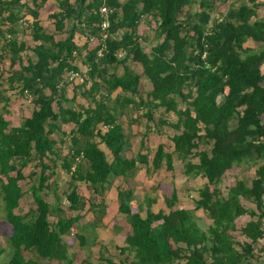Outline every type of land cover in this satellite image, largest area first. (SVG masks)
<instances>
[{
    "label": "trees",
    "instance_id": "1",
    "mask_svg": "<svg viewBox=\"0 0 264 264\" xmlns=\"http://www.w3.org/2000/svg\"><path fill=\"white\" fill-rule=\"evenodd\" d=\"M22 1L0 0V21L5 25H0V41L5 42L2 54L11 60L8 83L20 96L32 97L36 107L17 127L0 116V176L6 180L2 194L6 218L13 228L8 264H38L26 260L23 251H35L48 262L72 263L64 236L79 219H58L53 224L50 217L60 207L44 197L59 166L54 158L71 175L65 198L71 210L79 212L84 203L78 183L93 186L96 192L111 177H126L138 163L149 165V155L141 151L133 159L122 155L128 141L120 118L127 113L124 110L131 111V116L134 107L146 110L143 116L148 124L154 122V112L163 108L157 122L178 132L172 141L185 175L208 182L199 192L196 211L203 210L213 223L201 231L189 210L154 213L153 200L143 219L119 193V210L132 229L120 253L133 256V264H264L260 243L264 239V20L258 18L264 0L232 6L212 25L218 0H201V10L186 17L183 10L193 0H53L58 7L49 16L53 31H47L39 20L48 0H33V11ZM102 8L110 11L106 40ZM24 10L34 18L30 27L20 24ZM145 17L153 19L156 32L162 33L160 43L149 54L141 49L137 35ZM21 33L34 41L31 54L20 41ZM77 33L88 43L96 38L99 46L84 51L76 44ZM59 34L65 38L56 40ZM248 42L258 45L257 49L245 47ZM78 58L85 60L88 72L85 77L82 74L73 95L93 100L99 96L95 108L64 106L66 91L60 85L68 73H79ZM130 61L141 65V75L130 67ZM116 66L123 67L121 75L114 72ZM141 76L152 84L146 99L140 97ZM117 90L123 93L118 96L121 104L109 95ZM102 91L106 96L98 95ZM171 112L175 123L166 118ZM67 125H74L68 135L64 133L70 137V155L61 159L52 136ZM102 127L107 130L103 132ZM97 139L112 153V162ZM141 142L143 150L145 143ZM203 146L210 150L198 151ZM192 156L199 158L197 164L192 163ZM80 159L88 166L78 164ZM164 159L171 169L173 154H166L161 144L153 156L155 170ZM33 162L40 167V174H30L36 177L29 192L37 209L21 216L16 213L24 197L20 182L25 180L24 169ZM234 168L253 171V178L250 185L245 179L238 181L225 200L217 185ZM172 198L177 199L175 191ZM235 233L241 239L236 240ZM181 252L185 254L181 256Z\"/></svg>",
    "mask_w": 264,
    "mask_h": 264
},
{
    "label": "rangeland",
    "instance_id": "2",
    "mask_svg": "<svg viewBox=\"0 0 264 264\" xmlns=\"http://www.w3.org/2000/svg\"><path fill=\"white\" fill-rule=\"evenodd\" d=\"M28 3V5L32 6L33 0H23ZM127 0H120V2L124 3ZM194 3L189 8L186 7L183 10V17H186L189 13L194 14L200 11V2L201 0H193ZM249 0H218L216 3V8L212 14L211 25L216 19H220L222 16L226 15L232 6H239L244 2H248ZM41 3V2H39ZM31 11H33V7ZM58 11V7L56 2L53 0H48L44 5H42V9L40 10L39 20L41 21L42 26L47 31H53L52 20L49 19V16ZM22 16V24L27 23L24 19L27 16H30L29 12L26 10L21 12ZM258 18L264 20V6H261L258 10ZM30 20H34L33 16H30ZM2 27H5L4 24L1 23ZM5 31V30H3ZM138 42L141 49L149 54L153 47H156L157 44L160 43V34L156 32V23L153 19L145 17L142 19L140 26L137 31ZM7 37V36H6ZM8 38V37H7ZM20 38V37H19ZM61 38H65V35L59 34L56 40H60ZM20 41H24L28 46V50L34 47V41L28 36H21ZM77 44H80L79 41L76 40ZM4 41H0V116H3L6 121L10 122L12 127H17L23 123V121L30 116V114L35 110V104L32 100V97L29 95L20 96L19 93H15V89L10 88V85L6 83L9 75L12 71H9L8 58L3 53L4 49ZM245 47L251 49H257L258 45L248 42ZM27 50V51H28ZM31 50H29V54H31ZM28 54V55H29ZM33 55V53H32ZM122 57L124 54L121 55ZM34 57V55L32 56ZM26 60V59H25ZM83 58H78L76 62L81 63ZM130 67L139 72V75L143 73V68L139 63H135L134 61H130ZM264 72V66H263ZM116 71L117 75H121L123 73L122 66H116L114 72ZM70 74L68 73L67 78L64 81H68L69 83H73L70 80ZM80 79L79 73L78 77L74 80ZM81 80L78 82L80 83ZM4 87H7L4 89ZM60 89L64 88V82L61 83ZM152 84L150 81L145 78V76H141L140 82V97H144L151 91ZM67 90L70 91V95L72 96V88L67 87ZM14 92V93H11ZM61 95V93L59 92ZM106 92L102 91L100 96H106ZM123 94L121 90H117L109 95L119 96ZM11 95V96H9ZM46 95H50L49 91H46ZM9 96V97H8ZM146 99V98H145ZM55 104V109H56ZM131 109V108H130ZM146 110H139L134 107L133 116L137 113V119L131 118L130 115L126 114V119H124L123 124L126 129V137L128 141V146L123 152L124 158L133 159L137 156V154L141 151L142 154H148V163L145 164H137L136 170L128 173V175L120 176V177H111L110 182L105 186V188H101V186H97V191H94L93 186H89L86 183H78V191L79 195L82 197V201L84 203L83 208L79 212H74L71 210L70 205L66 202L65 195L70 192L69 183L71 181V175H69L64 169L61 167H57L55 169L56 177H54L51 181L49 180V184L51 187L49 188V192L44 195L45 199L53 205L56 201L62 200L63 202H59L60 211L53 212L50 220L53 224L57 222L58 219H69L76 217H85L78 221V223L71 229L70 233L67 236H64V242L69 243L71 246L77 245L79 241V236L83 234L86 240V243H93V245H97L98 247L91 250L98 251L99 243L97 242V238L95 236V229L105 228V231L109 229V237H106L105 240L109 241V243L101 249V253L104 258H112L113 260L120 261L123 259V254L120 253V248L125 246V239L128 235L131 234L132 229L127 222V217L122 216L118 207L120 201L117 199V193L123 194L126 201L130 205V209L133 213H141L147 211V208L150 204V200L155 202L152 205V212L158 213L159 211H163L166 215H169L172 211L176 210H189L194 212L195 219L197 224L202 229L201 231L206 230L209 226L212 225L213 220L208 217V215L203 210L196 211V201L199 200V192L205 187L208 183L207 180L202 179L201 177H187L185 175V169L183 162L178 157L175 152V146L172 141L174 135L178 132L173 130L170 125L162 126L158 124L157 120L159 116L163 115V108L158 109L154 112V122L147 123L143 113ZM169 113L166 116L168 122L175 123L176 117ZM71 129V126H65L64 131L59 133H55L52 138L55 139V147L57 148V152L63 157V154L68 152V149L71 148L70 137L66 136ZM65 133V134H64ZM146 138V140H145ZM141 140H144V149L142 150ZM99 144L101 143L99 139L96 140ZM164 146V150L166 154H173V166L169 169V165L164 159L160 165V168L155 170L152 165L153 156L159 145ZM57 145V146H56ZM60 146V147H59ZM207 148L210 150V147L203 146L198 151ZM197 151V152H198ZM196 152V151H195ZM113 158L109 159V162H112ZM191 161L194 164L199 162V158L192 156ZM80 165H84L85 167L88 164L84 159H80L78 162ZM36 162L30 164L26 169H24L25 180L20 182L22 187L24 197L20 202V207L16 210L18 215L24 216L29 212H34L36 208V204L32 198L31 193L29 192L30 187L34 184L36 177L31 176V173L40 174V167L35 166ZM14 175V174H13ZM33 177V178H32ZM58 178V182L56 183V179ZM253 178V171L248 172L245 171V168H234L232 171L226 173L224 179L217 185L218 189L221 191V198L227 199L229 198L230 190L235 188L237 182L245 179L248 181V184H251ZM6 183V180L3 176H0V250L4 251L3 254H0V264H8L11 255L13 253V249L11 246L10 238L13 234V228L8 223L5 212V205L3 202V194H2V186ZM176 192L177 199L172 198L173 192ZM242 203L245 206H248V203L245 200H242ZM112 208V209H111ZM116 210V212L112 211ZM111 211L113 213H111ZM109 215L108 218L105 215ZM90 220V224H86ZM104 221V222H103ZM161 222H159L160 224ZM102 224L101 226H99ZM87 225L89 227H87ZM107 225V226H106ZM119 225V226H118ZM91 226V227H90ZM110 226H114L113 231L110 230ZM86 234V235H85ZM240 234L235 233L236 240L241 239L239 237ZM173 248L176 246L172 245ZM78 250V248H76ZM261 253V252H260ZM264 253V252H263ZM185 252H181V256H183ZM24 258L26 260H36L38 264H59L58 261H50L41 260L38 258V255L35 251H23ZM82 257L85 254H81ZM89 255V260H86L89 264H105L106 262L100 260V255L97 256V252H92ZM264 255V254H263ZM73 257H70L68 260H72ZM77 261V260H76ZM185 261H182V263Z\"/></svg>",
    "mask_w": 264,
    "mask_h": 264
},
{
    "label": "crops",
    "instance_id": "3",
    "mask_svg": "<svg viewBox=\"0 0 264 264\" xmlns=\"http://www.w3.org/2000/svg\"><path fill=\"white\" fill-rule=\"evenodd\" d=\"M22 3L24 4V3H26L25 1H22ZM29 7H33V5L31 6V5H29ZM32 9V8H31ZM31 16V15H30ZM30 16H27V17H25L24 19L27 21V23H25V25H27V27H30L31 26V24L34 22V20H30ZM32 17V16H31ZM20 24L22 25V22H20ZM53 34V33H52ZM21 36H23V33H21L20 34V38H21ZM79 41L80 42V44H77L81 49H83L84 51H86V50H88V51H92V50H95L96 49V47H98L99 45H98V41H97V39L96 38H93L92 37V39L90 40V42L88 43V40L86 39V37L85 36H82L80 33H77L76 34V38H75V41ZM85 45H88L89 47L87 48V49H85L84 48V46ZM87 52V51H86ZM8 59V63L7 64H9V68H10V65H11V60L9 59V57H7ZM85 60H83L81 63H78V62H76V66L79 68V78L81 79V77H82V74H83V76L85 77L86 76V74H87V72H88V66L85 64V62H84ZM67 78V76L65 77V79ZM80 79H76V80H73V83H69L68 81L66 82V81H64V88H65V91H66V100L64 101V106L65 107H69L68 105L69 104H71L72 106V108L74 109V110H79L80 108H88L90 105L92 106V108H95V103L96 102H100L101 101V98H98V97H95V99L93 100V99H87V98H85V97H83L82 95H77V97H75L74 95H70V91H68L67 90V87H71L72 88V93H73V91H74V89H75V87H76V85L78 84V82L80 81ZM6 83L7 84H9L8 83V80L6 81ZM11 85V84H10ZM18 86V85H17ZM87 87H89V85L87 86ZM1 88V87H0ZM7 87H4V89H6ZM11 93H14V92H11ZM15 93H17V91H15ZM61 93V92H60ZM9 96H11V95H9ZM8 96V97H9ZM112 100L114 101V102H117V104H121V100H120V98L118 97V96H112ZM126 113V114H128V115H130L131 114V111H123V113ZM126 114H124L121 118H120V124L122 125V127H123V130H124V133L126 134V129L124 128V124H123V121H124V119H126ZM131 118H135V119H137L138 117H137V113H135L133 116H131ZM68 127H70L71 126V129H70V131L74 128V125H67ZM103 132H105L106 130L102 127V129H101ZM64 131V130H63ZM68 133H70V132H68ZM68 133L66 134V135H68ZM127 135V134H126ZM100 141V140H99ZM60 147V146H59ZM99 148L102 150V151H104L105 152V154H106V156H107V158H108V160L110 159V158H113V156H112V153L108 150V148L106 147V145L105 144H102V143H99ZM70 149L71 148H69L68 149V152L67 153H65V154H63V157H61V159H64V158H66V157H69V153H70ZM56 151H57V148H56ZM54 160H55V162L56 163H58V167H61L60 165H61V161L59 162L58 160H56L55 158H54ZM59 180H58V178L56 179V181H54V182H56V183H59L58 182ZM117 199H118V201H120V194L119 193H117ZM56 202L55 203H57V205L60 207L61 205H59V202H63L62 200H60V201H58V200H56V199H54ZM66 200V199H65ZM120 206H121V202H120V204H119V207H118V211H119V213L122 215V216H125L126 217V215L125 214H123V213H121L120 212V210H119V208H120ZM112 209V208H111ZM112 211H114V210H112ZM111 211V213H113ZM114 212H116V210L114 211ZM140 215H141V217L144 219L145 217H146V213L145 212H141V213H139ZM107 218H108V214L107 215H105ZM76 217H78V219L79 220H81V219H83V218H85V217H79V215H77ZM74 218V217H73ZM87 223L86 224H90V220H88L87 219ZM104 222V221H103ZM102 224H100L99 226H101ZM107 226V225H106ZM119 226V225H118ZM87 227H89L88 225H87ZM91 227V226H90ZM113 229H114V226H110V230L111 231H113ZM132 233V232H131ZM86 235V234H85ZM65 236H67V235H65ZM95 236H96V240H97V242L100 244L99 245V249H96V250H98V251H95V250H91V248L92 249H94V248H96V247H98L97 245H93V243H86V242H84V240H86L85 239V237L83 236V234H81L80 236H79V241L77 242L78 244L77 245H74V246H71L69 243H66L67 244V246H68V256H69V258L70 257H73V259L71 260L72 261V263L71 264H89V263H87L86 262V260H89V255L87 256L86 254L88 253V254H90V253H92V252H97V256L98 255H100V253H101V249L103 250L104 249V247H102V246H106L107 247V244L109 243V241H107V240H105V238L106 237H109V229H108V231H105V228L103 229V228H100V227H98V228H96L95 229ZM261 243V246L262 247H264V239L260 242ZM76 248H78V250L76 249ZM108 248V247H107ZM85 254L83 257H82V255L81 254ZM264 253H261V255H262V257H263V259H264V255H263ZM103 259V261H105L106 263L105 264H107L108 263V261H113L114 263H116V264H133V263H135V259L133 258V256H131V255H129L128 256V253H126V255L125 256H123V259L122 260H120V261H116V260H113L112 258H104L103 257V255L101 254L100 255V260H102ZM77 260V261H76ZM34 261H36V260H34ZM59 264H68V263H60V262H58Z\"/></svg>",
    "mask_w": 264,
    "mask_h": 264
},
{
    "label": "built area",
    "instance_id": "4",
    "mask_svg": "<svg viewBox=\"0 0 264 264\" xmlns=\"http://www.w3.org/2000/svg\"><path fill=\"white\" fill-rule=\"evenodd\" d=\"M101 16L103 17V22L101 25L102 31H103V40H106L108 35H107V31L110 28V22H109V15H110V11L108 8H102L100 10ZM103 52H104V47L101 51H99L98 56L102 57L103 56ZM70 80L73 81L76 77H78V73H71L70 74ZM105 130H107L106 127H104Z\"/></svg>",
    "mask_w": 264,
    "mask_h": 264
}]
</instances>
